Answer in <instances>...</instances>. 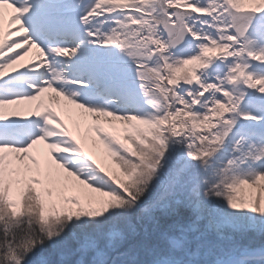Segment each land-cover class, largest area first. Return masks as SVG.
I'll return each instance as SVG.
<instances>
[{
    "label": "snow or ice",
    "instance_id": "6c2138e0",
    "mask_svg": "<svg viewBox=\"0 0 264 264\" xmlns=\"http://www.w3.org/2000/svg\"><path fill=\"white\" fill-rule=\"evenodd\" d=\"M0 264H264V0H0Z\"/></svg>",
    "mask_w": 264,
    "mask_h": 264
}]
</instances>
